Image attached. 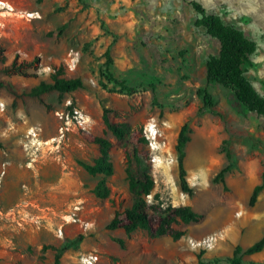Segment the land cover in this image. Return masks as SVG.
<instances>
[{
    "label": "rangeland",
    "instance_id": "obj_1",
    "mask_svg": "<svg viewBox=\"0 0 264 264\" xmlns=\"http://www.w3.org/2000/svg\"><path fill=\"white\" fill-rule=\"evenodd\" d=\"M0 1L13 7L0 14L1 264H53L56 253L62 264H80L92 250L100 254L96 264H228L237 244L244 250L264 236V188L249 204L254 186L264 180V115L243 106L230 86L207 83V62L220 45L196 23L199 15L189 0ZM198 1L256 43L246 76L264 96V0ZM25 12L38 16L27 20L21 16ZM108 48L112 62L106 74ZM70 49L79 53L74 71L65 69ZM75 77L83 88L30 94L41 82ZM115 79L134 91H120ZM203 87L215 103L201 111L197 90ZM68 100L90 117L85 131L111 141V175L86 170L99 151L80 129L59 132L64 118L56 113L70 110ZM103 106L120 110L147 142L134 136L126 147L119 144L103 123ZM184 122L190 128L184 165L192 196L178 184L175 145ZM30 129L39 134L32 136ZM135 148L149 157L154 188L147 199L162 206L190 205L201 214L197 221L176 224L184 230L179 239L106 228L116 210L132 205L126 170ZM226 165L223 180L213 181ZM102 179L106 197L98 194ZM5 185L11 186L5 190ZM76 202L81 222L65 223L58 234L62 217ZM220 229L224 239L212 248L188 243ZM238 256L243 264H264V248Z\"/></svg>",
    "mask_w": 264,
    "mask_h": 264
},
{
    "label": "trees",
    "instance_id": "obj_2",
    "mask_svg": "<svg viewBox=\"0 0 264 264\" xmlns=\"http://www.w3.org/2000/svg\"><path fill=\"white\" fill-rule=\"evenodd\" d=\"M199 17L196 21L198 25L203 26L206 32L219 42L220 49L218 55L211 56L207 62L206 81L207 83L219 82L230 86L234 91L236 98L249 111L264 115V96L254 87L252 82L246 76L247 64L250 56L256 49V43L249 38L238 27L225 23L218 15L209 13L204 5L198 0H189ZM106 67L105 73L109 72V65L112 60L109 48L105 52ZM119 85V90L128 94L134 91V88L128 86L125 81L115 79ZM2 81L0 80V86ZM84 83L81 78H54L52 83L41 82L34 87L30 94L40 95L49 90H58L61 93L71 92L78 88H83ZM197 94L203 101L201 111L214 105L215 100L207 87L197 90ZM102 120L106 128L115 136L118 143L126 147L131 137H139L142 143L147 140L144 136L140 137L141 130H134L129 122L123 119L120 110L103 106ZM87 141L98 146L99 156L92 165H85L90 174H103L105 177L113 173L114 167L110 158L111 141L103 136L88 133L80 129ZM190 128L188 122H184L178 132L175 149L177 152L178 163V184L180 189L189 196L193 194V188L187 180V170L184 165L185 146L190 140ZM129 164L127 167L128 191L132 197V205L124 210H116L113 217L107 223L108 230L123 229L126 235L143 229L151 238H158L162 235H169L173 239H179L184 230L177 228L176 224L182 222L197 221L201 214L193 210L190 205H172L162 206L161 204L150 202L147 195L151 194L154 188V179L150 171L149 157L146 151L138 148L133 150L132 155H128ZM227 157H229L227 153ZM148 160L147 165H144ZM229 165L223 167L213 178V181L223 180L224 174L228 171ZM264 188V180L256 184L252 190L249 204L253 206L257 200L260 191ZM98 194L101 197L108 195V189L105 179L98 183ZM118 243L124 246L123 240ZM264 248V236L243 250L241 245L237 244L233 250L232 258L228 259V264H243L238 256L241 252L246 255H252L260 252ZM61 263V254L54 255L53 264ZM200 264H206L200 261ZM213 264H218L215 262Z\"/></svg>",
    "mask_w": 264,
    "mask_h": 264
},
{
    "label": "built area",
    "instance_id": "obj_3",
    "mask_svg": "<svg viewBox=\"0 0 264 264\" xmlns=\"http://www.w3.org/2000/svg\"><path fill=\"white\" fill-rule=\"evenodd\" d=\"M13 7L5 2L0 1V14L4 13H12ZM16 14V13H15ZM21 16H24L25 19L30 20V18H34L36 15L33 12H25L22 13ZM79 61V53L78 51H74L73 49H70L67 53V57L65 60V69L67 71H74L77 67ZM71 100L66 101V105L69 106L70 110L66 113L64 112H57L56 114L59 115L61 118H64V125L63 130H69L73 128L78 129H86V126L88 125L90 121V117L84 113L81 109L73 108ZM5 107L4 102H0V110H3ZM64 133V132H63ZM81 209V204L79 202H76L72 205L69 212L62 217L63 223H61L57 228V233H62V228L65 223H71V222H81V219L79 217V212ZM34 223H36L38 226L40 224V219H34ZM85 227H87L90 223L84 222ZM18 224H20L18 222ZM225 236V229H220L219 231L213 232L206 237L202 239H194V238H188V243L192 247H198L202 249H209L214 247L219 241L223 240ZM100 260V254L96 250L89 251L88 253L84 254L80 258V264H96Z\"/></svg>",
    "mask_w": 264,
    "mask_h": 264
},
{
    "label": "bare ground",
    "instance_id": "obj_4",
    "mask_svg": "<svg viewBox=\"0 0 264 264\" xmlns=\"http://www.w3.org/2000/svg\"><path fill=\"white\" fill-rule=\"evenodd\" d=\"M38 130H39V131H42V128L39 127ZM46 131H47V132L50 131V127H49L48 125L46 126ZM59 132H60L61 134H63V132H64V130H63V126H62V125L59 126ZM29 133H30L32 136H35V137L39 134V133L36 132L34 129H30V130H29ZM55 139H56V137H54V136H52V137L50 138L51 141H52V140H55ZM155 148H156V147H155ZM31 164H32V163H31ZM52 165L55 166V167L57 168V165H56L55 163L52 162ZM30 167H31V166H30ZM50 168H51V167H50Z\"/></svg>",
    "mask_w": 264,
    "mask_h": 264
},
{
    "label": "crops",
    "instance_id": "obj_5",
    "mask_svg": "<svg viewBox=\"0 0 264 264\" xmlns=\"http://www.w3.org/2000/svg\"><path fill=\"white\" fill-rule=\"evenodd\" d=\"M12 169H13L12 172H13L14 174H16V175H19V174H20V175H21V171H20L18 168L13 167ZM10 186H11V185H5V190H8V189L10 188ZM116 230L119 231V232H122V231H120V230H123V229H116ZM123 231H124V230H123ZM117 251H118V250H117ZM117 251H116V252H117ZM117 253H118V252H117ZM2 262H3V261H2ZM4 263H6V261H4L3 264H4ZM0 264H1V262H0ZM61 264H62V263H61Z\"/></svg>",
    "mask_w": 264,
    "mask_h": 264
}]
</instances>
